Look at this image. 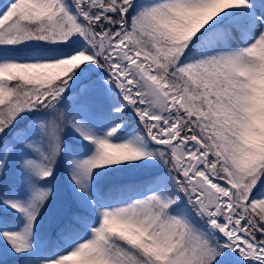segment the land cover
<instances>
[{"label": "snow or ice", "instance_id": "1", "mask_svg": "<svg viewBox=\"0 0 264 264\" xmlns=\"http://www.w3.org/2000/svg\"><path fill=\"white\" fill-rule=\"evenodd\" d=\"M0 264H264V0H4Z\"/></svg>", "mask_w": 264, "mask_h": 264}, {"label": "trees", "instance_id": "2", "mask_svg": "<svg viewBox=\"0 0 264 264\" xmlns=\"http://www.w3.org/2000/svg\"><path fill=\"white\" fill-rule=\"evenodd\" d=\"M3 2L4 0H0V5H2ZM64 189L66 190L67 187H64ZM56 199H63L60 205H62L66 209V211L70 214L73 209V202H72L70 190H69V193L64 192L63 194L56 197Z\"/></svg>", "mask_w": 264, "mask_h": 264}, {"label": "rangeland", "instance_id": "3", "mask_svg": "<svg viewBox=\"0 0 264 264\" xmlns=\"http://www.w3.org/2000/svg\"><path fill=\"white\" fill-rule=\"evenodd\" d=\"M54 183L56 185L55 202L60 204L63 199H56V197L63 194L64 192L69 193V190L62 177H58V179ZM64 187H67V189L65 190Z\"/></svg>", "mask_w": 264, "mask_h": 264}]
</instances>
